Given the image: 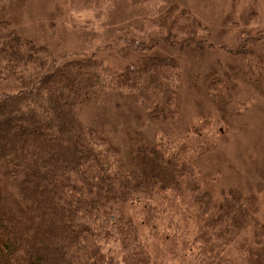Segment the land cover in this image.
<instances>
[{
	"label": "trees",
	"instance_id": "1",
	"mask_svg": "<svg viewBox=\"0 0 264 264\" xmlns=\"http://www.w3.org/2000/svg\"><path fill=\"white\" fill-rule=\"evenodd\" d=\"M123 1L72 6L101 12ZM12 2L0 0V79L15 86L0 96V264H151L141 227L158 233L164 212L182 223L169 237L171 252L195 248L189 264H237L227 250L243 233L238 264H264L260 200L227 184L222 165L208 164L217 145L175 147L161 128L153 135L145 129L148 120L175 123L182 108V63L153 51L205 56L214 48L211 29L194 10L174 0H140L142 25L121 36L132 62L115 68L98 50L60 60L48 46L25 40L3 17ZM237 41L233 52L217 51L214 67L262 85L264 30ZM230 92L224 80L211 82L207 99L225 110ZM112 95L117 104L129 98L141 116L122 139L107 126ZM90 106L99 113L91 121L84 118ZM213 124L199 119L206 130ZM141 202L139 221L132 207Z\"/></svg>",
	"mask_w": 264,
	"mask_h": 264
},
{
	"label": "rangeland",
	"instance_id": "2",
	"mask_svg": "<svg viewBox=\"0 0 264 264\" xmlns=\"http://www.w3.org/2000/svg\"><path fill=\"white\" fill-rule=\"evenodd\" d=\"M137 1L139 4H135ZM174 1L193 9L203 25L211 29L212 39L209 40L214 48L208 50L205 56H196L193 51L181 52L178 48L164 51L158 48L153 51L162 56L176 57L182 63V108L175 123L164 124L163 127V124L148 120L145 129L153 135L161 128L160 134L165 140L168 137L177 140L174 142L175 147L189 143L195 148L203 142L217 145L216 150L210 152L211 160L208 164L213 168L222 165L223 180L227 184H234L246 193L257 195L260 200V220L264 222V83L254 84L243 75L237 79L226 77L214 67L219 61L217 51L222 54L233 52L243 32L251 31L255 34L258 30H264V0ZM72 4L73 0H14L3 10V17L10 20L25 40L48 46L60 60L98 50L99 56L111 67L123 68L132 62L130 54H126L122 48L125 42L123 39L121 41V36L126 30L134 33L133 28L142 25L139 16H143L144 11L140 0H124L101 12L78 11ZM254 11L257 16L253 15ZM261 53L264 54V50ZM211 70L215 73L213 77ZM218 80H224L231 88V101L225 110L217 109L207 99V86ZM14 90L15 86L0 79V96L3 92ZM111 98L105 112L108 111L109 118L113 119L108 121L107 126L110 128L113 124L122 139L121 133L128 129L130 121L134 129L138 127L140 112L129 98L124 97L122 101L116 99L120 101L118 104L113 95ZM90 107L84 113V118L89 121L99 116L97 110ZM201 118L209 119L214 124L206 130L199 125ZM154 204L159 205V201ZM165 204L168 206L162 203V209ZM144 206L141 202L132 207L139 221L142 220ZM157 222L158 233L150 230L147 225L141 227L152 256L151 264H189L195 248L189 252L179 249L176 253H172L170 248L169 237L182 225L178 217L171 212H164ZM246 241L244 233L237 236L227 250L230 260L237 264L241 261Z\"/></svg>",
	"mask_w": 264,
	"mask_h": 264
}]
</instances>
